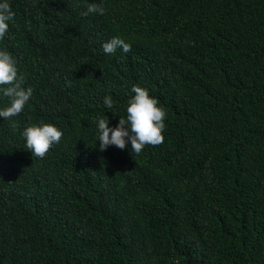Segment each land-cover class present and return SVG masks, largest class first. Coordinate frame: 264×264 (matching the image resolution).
<instances>
[{
	"label": "trees",
	"instance_id": "obj_1",
	"mask_svg": "<svg viewBox=\"0 0 264 264\" xmlns=\"http://www.w3.org/2000/svg\"><path fill=\"white\" fill-rule=\"evenodd\" d=\"M93 2L10 0L0 47L33 94L0 119V264H264V0ZM133 85L162 143L98 150ZM38 123L62 130L43 157L20 135Z\"/></svg>",
	"mask_w": 264,
	"mask_h": 264
},
{
	"label": "clouds",
	"instance_id": "obj_2",
	"mask_svg": "<svg viewBox=\"0 0 264 264\" xmlns=\"http://www.w3.org/2000/svg\"><path fill=\"white\" fill-rule=\"evenodd\" d=\"M105 8L103 0L100 3H89L84 15L94 13L103 15ZM15 12L10 0H0V40H2L14 22ZM130 44L120 36L114 35L103 41L102 51L111 55L119 49L127 53ZM23 76L19 73L16 60L8 50L0 47V99L6 103L0 105V119L15 117L24 109L33 94L31 86L23 87ZM131 95L126 101L124 115L120 116L113 126L108 117H95V145L103 151L112 145L120 149H129L130 154H139L145 145H158L163 141L166 113L157 98L149 94L147 88L133 85ZM105 110L113 108L110 95L103 97ZM113 114V111H111ZM107 117V118H105ZM20 135L23 137V147L32 156L43 157L49 148L60 141L62 130L53 123H38L26 126ZM98 141V144L96 143Z\"/></svg>",
	"mask_w": 264,
	"mask_h": 264
}]
</instances>
